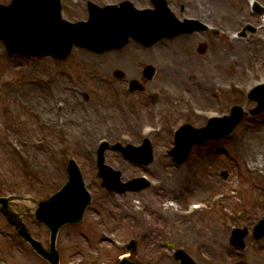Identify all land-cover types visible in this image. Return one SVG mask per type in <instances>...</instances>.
Returning a JSON list of instances; mask_svg holds the SVG:
<instances>
[{
	"label": "rangeland",
	"instance_id": "rangeland-1",
	"mask_svg": "<svg viewBox=\"0 0 264 264\" xmlns=\"http://www.w3.org/2000/svg\"><path fill=\"white\" fill-rule=\"evenodd\" d=\"M137 1L139 4L146 3L144 0ZM64 2V9H66L67 16L75 18L80 15H85L83 2ZM74 9H76V11ZM238 9L239 6H231V12L225 11L223 13V15L227 17L223 19L225 24H227L232 30L239 27L237 21L238 16L243 14L242 12L246 9V7H243L241 9L242 11H239ZM206 14L211 13L206 12ZM259 37L260 36L258 34H254V32H247L245 38L233 42L226 40L227 38L221 39L210 36L211 45L206 50L205 54H202L199 52V45L202 41H204V37L199 35L196 39L195 46L192 44V46L195 47V53L190 50V47L186 50L187 55L191 54L194 56V58H189L187 62H184L177 57L178 52L183 51V44L179 43L181 45L179 46L180 50L179 47H175L173 51L170 50L172 46H163L164 54L155 57L158 61L165 64V70L163 71L160 79V81L163 80V89H165L169 94V89H174L177 81V83L181 86L179 88H175L177 103L179 105L187 104L186 100L190 98V100H192L195 104L202 107H211V109H214L215 111H222V109L227 110L233 103L242 104L247 110L250 109L255 105V103L248 100L246 96H240V94L236 92L224 95L219 93L222 89L215 90V92L212 89H214V85L216 86L220 84L219 82H234L236 84L244 82L248 76H252L255 73L264 74V63H261V66L256 65V55L259 54L260 51L264 53V48L259 50L257 49L254 51L253 56H250L245 60H243L241 56L236 57L238 55L236 48L240 46H254V43L259 41ZM217 45H221V47L223 46V51L225 53L222 56V59L224 60V64L228 65L229 61L232 60L228 68L222 67L221 69L219 63L215 64L214 52ZM75 52L77 53L73 54V59L69 60L67 63L58 64L53 61L50 62L47 59L46 61L42 60V63L36 65V61L34 60L21 61L19 57H9L5 52L4 46L0 43V90H2V97L0 100V126L7 134V137L0 138L1 187L11 188L17 184L16 190L31 192L39 199H42V196H46L54 192L67 179L64 167L65 161L62 163L61 159L66 160V158L71 156L72 153L64 154L65 152L60 150V142H63L60 141V139L62 140L63 136H58L54 143L52 138L49 139V144H51L50 148H53L54 150L47 151V147H43L39 151V156L36 155L35 161L31 164L34 166L33 168L28 166L27 161H22L20 157L18 158L17 155L9 148V143L6 142L8 141V138L14 140L16 137V132L19 127L17 120L21 122L24 127L23 135L29 139L48 131L47 129H40L34 134V136L31 134L32 126L36 123V120L31 113V108L34 105V102L31 101L33 99L29 96H24L25 98H23L21 95V91L25 92L26 90H30L33 82L36 81L37 78L39 80L40 78L53 79L54 83L50 86L52 90L49 94L45 95L49 98L51 93H60L57 89L59 86L62 87V91L65 90L64 84H87L86 88L90 96L87 102V108L94 114L95 119L93 122L83 121L81 116H86V107H80L77 110V117L81 119V121L78 120L81 124L78 127V130H82L85 126L86 128L91 129L98 128V124L101 128L105 127V124L107 123L106 120L108 119L103 118V121L98 120L99 118L101 119V108L109 109L111 111H115L118 108V114L123 113V119L121 120H123L126 124L129 120H138V116H140V114L142 115V120L150 121L153 115V109L156 106H160V102L154 103L150 100V102L146 103L147 106H142L139 110V108L134 107V104H132V97H127L126 94L122 93L121 99H119V86L115 84L116 82L112 81L111 78L114 76L111 71L117 67L123 68L124 65H121L120 63L112 64V62H110L111 60L108 59L109 54L96 55L81 49H78ZM245 54L250 53L246 52ZM80 55L89 59L97 57L98 62L96 65L90 62H87L86 65L79 64V62L77 60L75 62L74 59L78 58ZM174 63L176 64L174 65ZM183 63L186 64L185 66H182V70L176 69L178 68L177 64ZM213 64L216 66H212ZM131 65H134V63H131ZM92 66L94 68H92ZM126 66L129 68L128 65ZM64 69L70 70V74H63ZM194 75L200 76L201 80L196 83H202L201 85L198 86L195 84L196 78ZM103 77L110 79L109 85H107V80H102L97 83V78ZM185 80H187V87H185L184 84L182 85V81ZM121 86H123V84H121ZM149 87H151V91L162 88L159 81L157 84L156 82L150 83ZM99 92L106 95V100L103 102L97 101V95ZM22 98L28 100L29 102H26L27 104L23 103V105L21 102ZM79 98L80 97H78V99ZM170 99L173 101L172 98ZM42 102H44L43 99ZM166 102L169 101L163 100V105H167ZM51 110L53 111L52 106ZM68 111L69 110H67V112ZM67 112L65 111L63 113L66 114ZM70 114H72V112ZM52 115H54V113ZM170 115H174V109L172 108L167 110L166 116L168 117ZM55 118L56 115L53 119ZM97 120L98 122L95 123ZM61 133L63 134V132ZM97 136L98 135L93 133L91 140L95 142ZM117 136L118 135L115 134L114 139ZM164 136L165 135H163L162 138V135H157L152 138V140H154L156 144H159L158 142L169 144L171 136ZM70 137L74 138V136ZM203 150H205V155L203 154ZM74 154L78 157L84 167L85 177L90 185L91 191L94 193L95 198L87 211L83 225L78 228L65 227L66 231L60 236L59 243L61 250L64 252L65 260H75L81 257L82 252H85L84 256H88L86 254L88 247L83 248L82 239L74 236L75 231L79 234L83 226H86L88 229L92 226V229L96 232L98 231L97 235L99 236L98 240H100V243L109 250L110 248L113 249L114 247L111 243L104 242L103 240L104 234L110 232H105L103 230H111L104 229V227H112L114 226V223L120 219V216L121 218L124 216L128 217L129 214L136 212V205L142 206L146 204L149 208L153 207L155 211L160 209L163 212V202L168 207H173V205H171L173 203L175 206H183L190 201L204 199L205 197L209 198L214 192L225 191L230 194L226 199L225 204L233 211H236L239 208H244L249 211V215L247 212L245 216L248 218L252 217L254 219L264 214V112L257 116L247 115L231 136L219 141H210L204 148L198 147L187 163L178 167L171 164L169 158L167 156H163L160 152H156L155 162L147 167L141 166L139 168L138 166H134L131 163L126 162L120 153L107 151V163L117 169H120L124 173V176L126 177L125 179L135 177L139 174L148 173L154 176V178L166 179V184H172V187H174L172 191L179 190L182 195L186 190L184 185L193 182L185 191L186 196L183 195L184 197L193 194L192 186L196 189L198 188V185H200V187H202L201 189H198L200 190V193H194L191 198L185 200V202L176 199V196H174L176 194L174 193L167 195V191H170L169 187L165 190H163V187L162 189L149 187L138 193H127L124 195L108 191L101 187V179L97 177L98 169L96 166L95 154L91 150L86 152L82 149L76 150ZM51 158L54 159V161L50 160ZM158 158H160V162H158ZM43 164L48 167L44 169ZM246 164H256L258 168L262 170V175L249 174L246 171ZM223 171L228 172V177L226 179L222 177ZM208 175L212 178L210 179ZM238 176L242 177L239 178ZM203 196L205 197L201 198ZM109 208L118 209L119 212H121V215H111ZM221 214L222 212L220 209L214 211L213 213L205 214L206 216H201L203 214H199V216H197L199 218H197V225L200 228L209 225L212 231L219 235L222 241H224V239H227V235L229 233V224L237 223V221L230 220L229 222L224 223L221 219ZM101 217L103 228L99 229L97 226L98 222L96 221L99 218L101 219ZM129 220H131L130 216L125 222L121 220L122 229H120L118 233L121 232L123 233L122 235L125 236L130 234L131 226L128 222ZM246 221L247 219L242 220V222ZM25 222L35 236L42 239L45 243L48 241V232L43 225L33 219H25ZM155 223H157V221ZM138 225L136 224L135 227ZM15 232L16 231L13 226L0 214V261L6 260L10 264H47L45 261L40 259L38 255L34 253L30 245L21 240L19 236H17L15 240H12L10 235ZM256 243L257 242L251 239L249 241V248L245 252L241 253L245 257L243 263L242 261L233 262V259L231 262L226 259H220L218 264H264V249H259V256L257 254H254L253 256L251 255L257 252L256 250L260 247V245L264 246V238L260 242L259 246H257ZM215 246V248L222 253L221 255H226L221 242L217 241ZM195 248L198 251L215 252V249H208V247L205 246ZM235 254L239 255L240 253L234 252V255ZM160 264L174 263L168 260H163ZM201 264L206 263L201 260Z\"/></svg>",
	"mask_w": 264,
	"mask_h": 264
},
{
	"label": "water",
	"instance_id": "water-1",
	"mask_svg": "<svg viewBox=\"0 0 264 264\" xmlns=\"http://www.w3.org/2000/svg\"><path fill=\"white\" fill-rule=\"evenodd\" d=\"M235 117H237V121L234 122L232 125H230V129H232V127H234L237 124V122L240 120L239 115ZM100 160H101L100 162H102L103 157H101ZM104 169L105 167H102L103 171ZM64 197L66 196L63 194L60 196L55 195L49 201L41 203L40 209L37 211V218L45 222L52 231V235H53L52 251L53 253L47 254V257H49L53 261L54 264H58V255L54 247V242H55L56 235L60 229V226L66 222L80 221L83 218V212L85 209V205L88 202L87 199L79 201L77 205L79 208L77 212L74 215H72L68 210H66L67 207L63 203L64 201L62 200V198ZM0 202H2L3 205L7 204L6 200L5 201L0 200ZM13 223L17 227H19V223H16L15 221H13ZM19 231L24 237L30 238L27 232L25 231V229L19 228ZM33 244L35 248L41 249L40 243L33 241Z\"/></svg>",
	"mask_w": 264,
	"mask_h": 264
},
{
	"label": "bare ground",
	"instance_id": "bare-ground-1",
	"mask_svg": "<svg viewBox=\"0 0 264 264\" xmlns=\"http://www.w3.org/2000/svg\"><path fill=\"white\" fill-rule=\"evenodd\" d=\"M263 38V40L260 38V40L258 42H256V44L254 46L251 47H238L236 48L237 51V56L239 57L241 56V58L243 60L248 59L250 56H253L254 51H256L257 49L260 48H264V35L261 36ZM130 53L126 54L125 60L129 61V62H133V61H139L143 58V55L146 56L148 59H150L152 57V53L147 52V51H142L139 47L137 46H131L130 47ZM246 52H249L250 54H245ZM224 51L219 48L218 51L215 54V58L217 59H222V56L224 55ZM116 55V54H115ZM257 56V61H256V65L257 66H261V63H264V53L262 51L259 52V54L256 55ZM263 57V58H260ZM235 58V57H234ZM137 67V65L135 66V68ZM27 204H20L19 206L15 205V207H10L11 210L14 211H25V210H33V206L31 205L32 203H30L31 201L26 200L25 201Z\"/></svg>",
	"mask_w": 264,
	"mask_h": 264
},
{
	"label": "flooded vegetation",
	"instance_id": "flooded-vegetation-1",
	"mask_svg": "<svg viewBox=\"0 0 264 264\" xmlns=\"http://www.w3.org/2000/svg\"><path fill=\"white\" fill-rule=\"evenodd\" d=\"M174 225V223L171 226L168 224L163 225V240L171 239L177 244V242L182 240V235L179 234V230Z\"/></svg>",
	"mask_w": 264,
	"mask_h": 264
}]
</instances>
